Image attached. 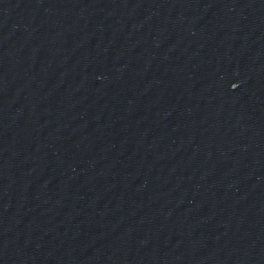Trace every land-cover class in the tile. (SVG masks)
I'll use <instances>...</instances> for the list:
<instances>
[{
    "label": "water",
    "instance_id": "obj_1",
    "mask_svg": "<svg viewBox=\"0 0 264 264\" xmlns=\"http://www.w3.org/2000/svg\"><path fill=\"white\" fill-rule=\"evenodd\" d=\"M40 0H0V245L18 172Z\"/></svg>",
    "mask_w": 264,
    "mask_h": 264
}]
</instances>
